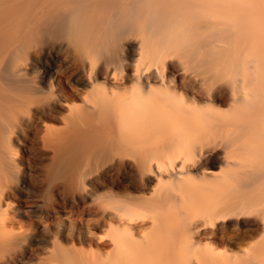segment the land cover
<instances>
[{"label":"bare ground","instance_id":"bare-ground-1","mask_svg":"<svg viewBox=\"0 0 264 264\" xmlns=\"http://www.w3.org/2000/svg\"><path fill=\"white\" fill-rule=\"evenodd\" d=\"M150 5L141 27L152 35L172 12L190 59L233 53L235 70L264 83V0H0V264H264V237L219 225L256 209L252 101L264 94L241 79L224 118L168 77V50L126 66V83L98 82L85 57ZM56 24L75 48L71 80L35 75L33 42ZM143 43L129 54L150 51ZM205 121L231 136L209 163Z\"/></svg>","mask_w":264,"mask_h":264},{"label":"rangeland","instance_id":"rangeland-1","mask_svg":"<svg viewBox=\"0 0 264 264\" xmlns=\"http://www.w3.org/2000/svg\"><path fill=\"white\" fill-rule=\"evenodd\" d=\"M150 6L146 7V11L141 16V20L137 27H127L126 29L124 25L125 27L122 26L117 29L109 28L108 30H104L101 33L100 44L97 47L82 49L91 50L86 52L85 57L90 62L98 82H106L108 84H113V82L126 83L129 81L126 80V66L128 67L127 72H130L135 67L144 68L150 63L152 56H154L153 54L158 50H168L170 54L167 58L166 74L168 77L174 78L177 83L188 82L187 84H193L194 87L183 86V88L188 95L195 97L198 101V105L203 107V112L210 109L221 117H229L232 113L231 92L240 83L239 81L241 79L244 83L246 82L245 90L249 91V89H251L255 91V88H257V92L264 94V83L260 86L258 80L253 78L255 76H247V71L245 72L244 70L243 72L242 68L235 70L233 65L229 63V60L233 57V53H223L220 56L213 55L212 57L216 59H211L210 62L209 58L206 63L197 59H190L188 50L185 45H183L187 40V33L184 32V27L182 28L173 22L174 18L172 12L163 16V23L166 25H163V29L159 30L160 33L157 36H154L156 34L150 30L141 27L143 25L142 22L148 18L147 12L154 9L152 8L153 6ZM155 24L160 25L159 22ZM140 41L147 44L144 45L143 43L144 50L150 51L144 53L136 51L129 54V48L131 46L136 47ZM157 41H161L162 45H159ZM33 45L36 46L32 50H36L38 53V69L35 72L38 79L42 76L44 71L51 68L62 71L65 78L72 79L73 76L68 66L66 55L68 52L75 50V48L67 42L61 25L56 24L49 26L34 40ZM60 50L62 51L60 52ZM249 52L248 50H244L243 55ZM181 87L182 86H180V89ZM258 88H260L261 91H258ZM209 94L210 97L213 94L212 100L209 98ZM252 104L254 106V116L257 122V129L253 133L251 141L254 151L253 169L258 171V192H256L258 195L256 199L257 206L254 213L250 215H242L241 217L236 216L237 218L234 216L224 220V222L220 221V224H218L225 225L228 227L229 231L239 228L240 231H245L244 233L252 234V240L255 242L264 237V214L260 212L264 211V96L252 101ZM203 112L201 115H204ZM200 125L208 128L210 132L207 136H200L201 141L210 144L208 150L212 149L214 145L227 143L231 138L229 131L213 128L212 124L207 121ZM181 128L183 127L181 126ZM187 131V138L190 140L191 135L195 134V131L191 128ZM187 144L189 145L188 141H186L185 146H177L178 150L183 154L188 153L189 148L186 147L188 146ZM218 148L219 146H215L210 152H206V163L211 161V154ZM218 154L221 155V151ZM211 169L221 171L225 168L221 165H214ZM211 173L216 174L217 172L214 171ZM128 178L125 170L116 172L112 176V180L118 187H115L114 190L126 189V180ZM243 241L244 240H242V242Z\"/></svg>","mask_w":264,"mask_h":264}]
</instances>
